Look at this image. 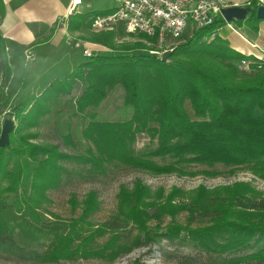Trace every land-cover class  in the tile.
Returning a JSON list of instances; mask_svg holds the SVG:
<instances>
[{"label": "trees", "instance_id": "16d2710c", "mask_svg": "<svg viewBox=\"0 0 264 264\" xmlns=\"http://www.w3.org/2000/svg\"><path fill=\"white\" fill-rule=\"evenodd\" d=\"M258 1H248L246 7L251 12L247 18L233 21L238 27L253 28L261 21L254 14ZM109 12L76 13L68 19L67 30H80L81 40L110 50H155V38L143 34H136L133 42H120L122 37L134 35H125L118 25L93 32L92 19ZM3 14L0 0V21ZM221 25L222 20L215 18L210 25L197 29L184 43L171 48L166 61L151 53L91 54L63 78L50 80L27 109L26 101L7 104L9 96L4 89L11 70L6 43L0 36V108L7 106L8 117L18 118L15 131L9 134V145L0 148V211L11 207L33 224L41 223L39 212L56 217L44 206L49 202L47 192L58 188L70 174L66 164L82 167L87 173H103L106 163H122L153 174H185L184 165L218 163L245 166L264 178V60L230 48L216 34ZM143 40L152 46L141 43ZM242 59L248 60L253 75H237L234 62ZM77 80L86 83L74 100L77 112L96 108L106 91L120 84L123 102L132 109L130 117L121 122L91 119L81 132L88 141L81 153L64 152L51 142H30L34 138L30 133L21 134L17 145L10 144L12 134L21 133L33 120L32 114L49 112L42 106L45 101L69 94ZM186 102L191 115L184 107ZM141 133L154 135V147L135 151L134 139ZM12 158H24L32 164L27 193L14 195L23 175L20 170L8 169ZM68 203L72 209H79L78 216L69 219L65 233L35 258L50 262L95 257L114 260L120 246L114 236L101 247L94 246L99 236L116 229L109 223L91 226L89 218L99 207L96 192L88 191L80 201L70 194ZM116 209L113 222L134 225L146 239L151 238L145 226L150 218L173 217L181 211L208 217L212 225L189 231L193 246L206 253L232 255L227 259L232 264L264 263V222L242 219L244 213H264V198H255L245 183L214 189L199 185L188 193L172 190L165 194L161 189L153 193L137 180L130 189L120 187ZM1 227L7 230L0 217V231ZM240 252L243 254L236 256Z\"/></svg>", "mask_w": 264, "mask_h": 264}, {"label": "rangeland", "instance_id": "374dc122", "mask_svg": "<svg viewBox=\"0 0 264 264\" xmlns=\"http://www.w3.org/2000/svg\"><path fill=\"white\" fill-rule=\"evenodd\" d=\"M260 1L264 3V0ZM232 26L235 29H240L234 22H232ZM192 34L188 31L170 40L168 42L169 49L184 43ZM135 36L137 35L122 37L119 41L133 42L136 39ZM141 43L152 46L144 40ZM152 47L155 49L153 51L156 52L163 50V47L159 48L156 44ZM80 50L81 47L78 50V62L81 63L86 57L82 55L83 48L81 52ZM89 52L93 53L92 51ZM104 53H151L156 56L146 49L123 52L107 48ZM234 63L239 77L253 75L254 71L240 67L239 61ZM67 67L65 71L68 70ZM76 67L75 63L71 65L73 70ZM78 83H81L83 88L86 85L84 81L77 80L74 87ZM78 88L79 85L76 90ZM76 97L70 95L64 98L65 109L63 111H56L55 107L52 106L45 115L32 114L31 119L33 120L21 133L12 134L10 144L17 145V139L21 134L30 133L34 135V138L29 140L30 142H51L64 152L81 153L88 145V141L82 137L81 132L91 119L121 122L128 119L132 112L131 107L123 102L124 90L120 84L108 89L104 98L94 109L86 107L82 112H77L74 105ZM184 107L191 115L187 102ZM7 109V106L0 108V126L3 119L11 118L15 124V129L18 118L8 117ZM154 145V135L149 137L147 133H141L135 136L133 148L135 151H140L146 147H154ZM155 160L159 163L165 162L158 158ZM31 165L24 158L11 159L8 169L20 170L23 175L14 195L28 192ZM66 167L69 168L70 174L63 179L58 188L47 192L49 202L44 206L57 218L39 212L42 221L39 224H33L29 219L16 213L11 207H6L0 211V217L7 226V230H3L1 227L0 231V264H232L227 261L228 258L233 257L232 255L206 253L189 242L190 230L213 224L208 217H201L196 214L189 215L187 212L181 211L173 217L163 215L161 218H150L145 223L146 233L151 237L150 239H146L144 233L139 232L130 223L127 225L114 223L118 191L120 187L130 189L137 180L147 185L151 192L154 193L161 189L165 194L172 190L188 193L199 185H203L207 189H214L221 186L231 187L234 183H245L255 198H264V178L253 175L245 166L227 167L218 163L212 165L187 164L182 167L185 174H177L176 172L153 174L122 163H106L103 173H87L84 168L74 164H66ZM91 190L96 192L99 202L97 211L89 218L91 226L95 228L103 223H109L110 227H116L115 230L110 229L99 236L94 246L101 247L110 236H114L120 244L117 257L112 261L104 257H95L60 259L51 262L35 258L37 255H42L51 243L65 233L69 219L78 216L79 209H72L68 203L70 194H74L76 200L80 201ZM242 217L247 222H264V213L249 212L244 213ZM168 237L172 239L170 240ZM126 249L128 250L124 252ZM241 254L243 252L237 253L236 256ZM237 263L259 264L248 261Z\"/></svg>", "mask_w": 264, "mask_h": 264}, {"label": "crops", "instance_id": "0c3cea01", "mask_svg": "<svg viewBox=\"0 0 264 264\" xmlns=\"http://www.w3.org/2000/svg\"><path fill=\"white\" fill-rule=\"evenodd\" d=\"M228 1L244 3L249 0ZM119 2L120 0H2L4 14L0 21V36L6 43L7 61L11 70L4 89L9 96L7 104L26 101L27 109L33 102L32 99L40 94L50 80L63 78L73 71L72 64L80 63V47L81 50L92 51V54H105V46L81 40L83 33L80 30H67V22L76 13L112 11ZM239 27L240 29L233 27L232 30L221 25L216 34L238 53L264 60V20L254 24L253 28L246 25ZM78 85L69 94L45 101L42 106L49 111L52 106L56 111H63L64 98L78 96L82 91V84Z\"/></svg>", "mask_w": 264, "mask_h": 264}, {"label": "built area", "instance_id": "2783aa9c", "mask_svg": "<svg viewBox=\"0 0 264 264\" xmlns=\"http://www.w3.org/2000/svg\"><path fill=\"white\" fill-rule=\"evenodd\" d=\"M249 2L237 3L228 0H120L108 14L95 16L90 24L93 32L111 30L120 26L125 35L143 34L155 38L156 45L163 50L151 51L160 57L170 50L168 42L180 35L210 25L215 18L222 20V25L234 29L232 22H225L220 10L227 7H246ZM264 5L258 1V5ZM71 10L68 11L70 13ZM88 57L91 53L82 50ZM240 67L248 69V60L239 61Z\"/></svg>", "mask_w": 264, "mask_h": 264}, {"label": "water", "instance_id": "95a60500", "mask_svg": "<svg viewBox=\"0 0 264 264\" xmlns=\"http://www.w3.org/2000/svg\"><path fill=\"white\" fill-rule=\"evenodd\" d=\"M251 12L248 7H227L220 10V15L225 22H233L235 20H244ZM255 17L264 20V5L260 4L254 10ZM169 51H163L159 57L160 61H166ZM14 123L11 118L3 119L0 126V148L9 145V134L14 130Z\"/></svg>", "mask_w": 264, "mask_h": 264}]
</instances>
